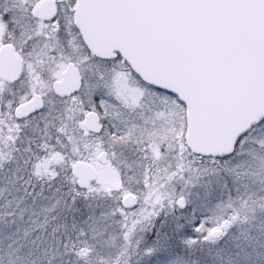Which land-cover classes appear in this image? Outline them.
I'll return each instance as SVG.
<instances>
[{"label":"snow or ice","instance_id":"6c2138e0","mask_svg":"<svg viewBox=\"0 0 264 264\" xmlns=\"http://www.w3.org/2000/svg\"><path fill=\"white\" fill-rule=\"evenodd\" d=\"M0 264H264V0H0Z\"/></svg>","mask_w":264,"mask_h":264}]
</instances>
